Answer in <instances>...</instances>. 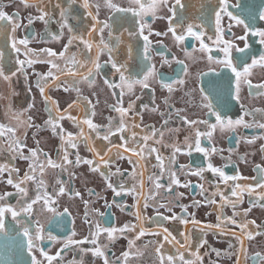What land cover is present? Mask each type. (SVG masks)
<instances>
[{
	"label": "flooded vegetation",
	"instance_id": "1",
	"mask_svg": "<svg viewBox=\"0 0 264 264\" xmlns=\"http://www.w3.org/2000/svg\"><path fill=\"white\" fill-rule=\"evenodd\" d=\"M108 2L138 10L131 0H88V9L82 7L84 0H0V9L15 16L19 25L0 21V69L9 77H0V196L4 197L0 208L19 213L15 219L11 212L4 214L0 264H33L34 258L37 264H49L47 257L54 258L51 264H104V258L92 255L93 234L110 264H161V256L163 264H168V256L176 258L175 264H264L257 256L264 257V188L260 187L264 184V128L258 126L264 123V87H259L264 85V66L259 63L264 38L253 35L264 32L260 19L264 0H226L231 15L224 14L220 0H163L155 16L143 17L115 12ZM217 12H221L219 22ZM65 22L71 32L62 27ZM189 25L198 26L193 31L204 35L193 38ZM180 35L183 41L176 39ZM72 36L91 43V49L80 39L69 44ZM20 40L28 41L26 48ZM14 41L19 51L12 47ZM227 45H231L228 58L241 73L239 81L224 63ZM44 50L65 52V56L52 57ZM73 57L85 67L72 63ZM28 60L34 62L29 65ZM92 61L101 67L94 68ZM113 63L123 66L125 82ZM87 68L93 69L92 84L83 79ZM149 68L153 75L146 81L148 87L133 84L129 91L127 80H143ZM245 68L249 74H244ZM70 70L78 75H69ZM49 71L56 79L47 75ZM41 77L48 81L44 95L49 103L40 92L45 85ZM73 84L79 93L72 90ZM73 101L77 103L69 108ZM208 105L225 121L243 123L234 130L219 125L212 129L210 125L217 122ZM117 107L127 110L124 132H116L122 119ZM50 117L59 120L63 140L46 123ZM182 118L208 124L186 125ZM86 119L97 128H89ZM109 128L115 134L105 140ZM154 130L156 135L139 155L143 137ZM197 130L205 133L200 146L207 155L195 150ZM13 139L21 147L10 149ZM152 147L157 151L150 152ZM49 158L63 167L47 166ZM85 160L92 161V166ZM209 163L225 176L241 179L225 181L208 168ZM38 165H44L42 173ZM200 170V175L192 174ZM25 173L35 179L25 181L22 187L27 194L22 195L8 180L18 183ZM172 173L178 185L171 184ZM109 183L121 194L115 195ZM156 183L164 187L156 189ZM237 184L244 190L237 189L238 195L233 196ZM60 187L65 189L62 194ZM38 195L41 199L26 214L23 209ZM173 215L177 219H171ZM97 225L116 231L109 238ZM126 225L130 230L120 231ZM37 229L39 240L35 239ZM165 229L171 234L167 240ZM141 230L145 235L137 239ZM86 238L84 244L68 243ZM81 248L89 251L81 252ZM125 252L127 258L122 255Z\"/></svg>",
	"mask_w": 264,
	"mask_h": 264
},
{
	"label": "snow or ice",
	"instance_id": "2",
	"mask_svg": "<svg viewBox=\"0 0 264 264\" xmlns=\"http://www.w3.org/2000/svg\"><path fill=\"white\" fill-rule=\"evenodd\" d=\"M75 2H76V0H70V3H75ZM131 2L133 4H135V5L138 6V10L136 8H128V9L120 8L117 5L112 4L111 2H108L107 3V7L110 8L111 10L115 11V12H125V13H127V12L130 11L133 16L143 17V16L149 15V14L155 16V12H156L157 8L159 7V4L162 3L163 0H143V2H142V0H131ZM177 3H179V0H177ZM220 5H221V8H222V11L224 12V14L231 15V13H228L227 12L228 5L226 3V0H220ZM82 7H84L85 9H88L90 7V5L88 4V0H84V3L82 4ZM61 16H62V18L65 16V12L64 11L61 12ZM220 16H221V12H217L216 13L217 22H219ZM40 19L43 20L44 19V16L42 15L40 17ZM260 19L264 20V12H261L260 13ZM0 21H7L8 23L15 25V27H18L19 26L18 24H16L15 16H9V15H7L2 9H0ZM241 22L242 21L237 20V23H241ZM15 27H13V29H12L13 31H15ZM62 27H69V31L70 32L72 31L71 27L66 22L62 25ZM93 27H94V30L97 29V25H94ZM104 27H107V25L105 24ZM142 27H143V25H142ZM194 27H198V26L189 25V27H188V34L190 36H192L193 38L199 40L204 35V33H203V31H193V28ZM98 30L99 31H102L103 29L102 28H99ZM169 30L171 31L172 29L170 28ZM218 31H219V29H218ZM257 34L260 37L264 38V32H260V33H255L254 32L253 33V35H257ZM158 35H159V33H158ZM174 35H175V33H174ZM53 39H57V37L53 36ZM75 39H80L81 42L85 43V47L86 48L91 49V47H92L91 43L86 42V41H83V38L82 37L72 36V38L69 40V44H71L72 43V40H75ZM176 39L179 40V41H183L184 40V36L183 35L176 36ZM144 40L147 41V36L144 37ZM16 43L17 42L14 41L13 44H12V47L16 51H19V49L16 48ZM18 43L24 45L25 48H26L27 47V44H28V41L27 40H20V41H18ZM261 43H264V39L261 40ZM101 44H103V41H101ZM104 47H107V45L105 44ZM204 47H205V45L203 43H201V48L203 49ZM230 47H231V45H227L226 47L223 48V51L225 53V57L227 58L224 61V63L226 65V67L232 69L233 74L237 77V80L239 81V79L241 77V73L238 72L236 70V68H234L232 66V61H231L230 58H228L229 55H230L229 54V48ZM245 47H247V44L245 45ZM67 48H68V45H65V51H67ZM145 50L147 51V47H146ZM29 51H31V50H29ZM44 51H47V55L52 56V57H55L57 55H59L60 57H64L65 56V52H60L59 54H57L56 52H53L51 50H44ZM237 51H243V50L242 49H237ZM145 59H148V57L145 56ZM33 62L34 61H32V60H28L27 61V63L29 65H31ZM240 62L241 63H244L245 61L242 60ZM18 63L23 64L24 62L20 61ZM49 63H51V62H49ZM72 63L78 65L79 67H85V63L84 62H81V61H77L75 59V57L72 58ZM91 63L93 65V67L96 68V69H99L101 67L99 65V63H97L95 61H92ZM256 63H257V61L256 60H253V65H255ZM259 63L261 64V66H264V55H261V57L259 59ZM51 67L52 68H58L59 66L56 65V64H51ZM112 67L117 72H121V67H123V66H119L118 67L117 64L113 63ZM18 70L19 71H22V69H18ZM244 74H249V69L248 68H245L244 69ZM12 75H15V73H12ZM47 75L48 76H52L53 79H56V77L53 76V74H52L51 71H49V73ZM69 75L76 76V75H78V73L75 70H70L69 71ZM151 75H153V69L152 68H149L148 71H147V73L144 75V79L143 80H135V81H133L131 79H128L127 82H126V84H125V86L128 88L129 91L131 90V87H132L133 84H140L142 87L147 88L148 87V83L146 81L148 80L149 76H151ZM92 76H93V69L92 68H87V75L86 76H83V79L85 81H87L89 84H92V83H94V80L93 79H90V77H92ZM0 77H3L4 79H9L8 76H5V74H4V72H3L2 69H0ZM41 79H44L45 80V85L40 86V92H41V95L44 96L45 102L46 103H49L50 102L49 98L44 95L45 86L47 85V82L48 81H47V79L45 77H41ZM120 79H121L122 82H125V80H126L123 72H121ZM245 82L246 83H249L248 81H245ZM105 83H108V82L105 81ZM180 83H182V81ZM249 86L251 87V84L250 83H249ZM167 87H169V91H171V87L170 86H167ZM259 87H264V85H260ZM65 90L67 91L68 89H65ZM72 90L73 91H76L77 93H79V89L75 87V84H73ZM78 99H79V97H78ZM51 103H54V102H51ZM76 103H77V101H73V104H70L69 105V108L73 107V105L76 104ZM131 107H132V105L130 104L129 105V108H131ZM49 111H51V109H49ZM67 111L68 110L65 109V112H67ZM115 111L119 112L121 114V117H122L121 122H120V125L116 129V132H124L126 126H125V122H124L123 117L126 115L127 110L117 107V108H115ZM208 111H209V113L211 115H213V116L216 117V122L217 123L216 124H213V125H210V127L212 129H215L217 127V125H219L221 127V129L228 128L230 130H234V128H235L236 125H240L241 123H243L242 120H236V121L227 120V121H225L220 113H218L217 111H215V110L212 109L211 105H208ZM93 115H94V113H93ZM69 118L71 119V117H69ZM59 119H64V115H60L59 116ZM182 119H183V123L186 124V125H195L197 123H203L205 125L208 124V121L207 120L196 121V120H188L187 118H182ZM27 123L30 124V121H28ZM46 123L49 124V125H52L53 126L54 133L55 134H60L61 135V139L62 140L64 139V136L62 135L63 129L60 128V126H59V120L58 119H54V118H51L50 117V119ZM84 123L87 124L88 127L91 128V129H93V130H95L97 128V125H95L94 123H92V120L91 119H86L84 121ZM244 126L245 127H249L250 125L245 124ZM258 126L261 127V128H264V123L259 124ZM57 128H60V131L58 133L56 132V129ZM7 131L8 132H12L14 134V129H12V128H8ZM2 134L3 133H0V135H2ZM114 134L115 133L112 131V129L109 128L108 132L103 136V139L108 140L109 139V136L110 135H114ZM133 135H135V133H133ZM155 135H156V131L154 130L151 136H147L146 135V136L143 137V140H144L145 143H144L143 146H141V152L138 153L139 155H142L143 154L144 147H147V141L149 139H152ZM159 135L162 137L163 136V132H160ZM202 135H205V133H201L199 130L196 131V133H195V136H196V139H195V150L198 151V152L205 153L207 155L206 150L200 146V137ZM207 135L210 137L211 136V132H208ZM68 138H69V141H71V140L74 139L70 133L68 134ZM156 142L159 143L158 140ZM13 146H15L16 148L21 147L19 141L18 140H15V139H13L11 141V143L9 145L10 149H12ZM71 146L72 147H75L76 145H75V143H72ZM191 147H192V145L189 144V148H191ZM129 150L130 149H127V148L125 149V151H129ZM131 150L132 151H135V149H131ZM156 151H157L156 148H154V147L150 148V152H156ZM175 151L178 152V151H180V149L179 148H176ZM212 151H215V149H212ZM118 155H119V153H118ZM31 156L32 157H36L37 156V152L36 151H32L31 152ZM22 158L28 159L29 157L25 156V157H22ZM158 159H159V157H158ZM64 161L65 162H68L66 155L64 157ZM80 162L81 161H80V159L78 157L76 163L79 164ZM46 163H47V166L53 167V168H55V167H63L62 164H57L54 161H52L50 158L46 161ZM83 163H86V164H88L91 167L93 162L90 161V160H85V161H83ZM104 163L107 164L108 161L105 160ZM38 166H39L40 171L42 173L43 170H44V165H38ZM29 167L31 169L33 166L30 164ZM208 168L213 173H219L220 177L223 180H225V181H229V180H233L234 181V180L241 179V177L238 176V175L237 176H225L224 173L220 169L214 168L211 165V163H209ZM2 170L3 169H0V171H2ZM96 170H97L96 168H93V171H96ZM162 171H163V169H162ZM202 171L203 170H200V171H197V172H193L192 174L193 175H200ZM261 171L264 172V169H262ZM34 179H35V176L34 175H30L29 173H25L24 178L22 180H20L18 183L13 184L12 179H9L8 180V183L9 184H12L13 187H15L17 189L18 193H20L22 195H26L27 194L26 193V189L24 187H22V185L25 183V181H27V180H34ZM154 179L159 180V177H156ZM40 184H43V181L42 180L40 181ZM171 184H176V185L179 184V181L176 179L175 173H172L171 174ZM108 187L113 190V192L115 193V195H120L121 194L119 191H117L113 187V185L111 183L108 184ZM122 187H123V185H121V188ZM155 187H156V189H160V188H163L164 185H162L160 183H156L155 184ZM260 187L264 188V184H261ZM237 189H240L241 191L244 190L241 187V185L237 184L233 188V191H232V195L233 196H237L238 195ZM64 191H65V189L63 187H60L59 193L62 194V193H64ZM167 191L170 192L171 191V188L169 187L167 189ZM249 194H251V192ZM6 195H8V194H6ZM77 195H79V193H77ZM262 198H264V197H262ZM3 199H4V197L3 196H0V200H3ZM40 199H41V196L38 195L35 199H33L31 201L30 204L27 205V207H25L23 209V211L26 214L27 213H30L31 212V209H32V205L35 204V203H37V201L40 200ZM222 199H223V197H222ZM145 207H147V204L145 205ZM160 207H165V205L161 204ZM233 207H235V205H233ZM5 212H11V215H12L13 219H15L17 217V215L19 214L17 211L12 210V208H10V207L9 208H0V230H2L3 227H4V214H5ZM233 215L235 216L236 213L234 212ZM138 219H142L139 216V214H138ZM163 219H169V217H163ZM171 219H177V217L175 215H173L171 217ZM231 222L234 223L235 221L232 220ZM181 223H187V221L181 220ZM97 229H98V231L108 232L109 233V238H111L112 232L116 231L115 229H102L101 230L99 228V225H97ZM125 230H130V226H127L126 225L124 229H120V231H125ZM164 231H165V233H167V229H165ZM39 232H40V230L37 229V234L35 236V239H37V240L40 239ZM24 235L26 237L28 236V229L27 228L24 229ZM143 235H145V232L143 230H141L140 233H139V235L137 236V239L139 238V236H143ZM170 235H171L170 233H167V235H165V239L167 240ZM49 239H55V238L54 237H49ZM85 242H87V238L85 240H81V241H71L70 240L68 243L84 244ZM90 242L95 246L94 249L91 250L92 251V255L93 256H96V257L104 258V264H110V261H108V259L106 258L104 251L97 244L96 234H93V237H92V239H91ZM131 243L132 242H130V244ZM32 247H33L32 238L29 237V249H31ZM80 251L81 252H87L89 250L88 249L81 248ZM156 251H157L158 254H160V249L159 248H157ZM57 255H59V253H57ZM122 255L125 258H127L129 256V253L128 252H125ZM257 256H258V258L262 262H264V257H259V254H257ZM47 259L49 260V264H51V261L54 258L53 257H47ZM175 259L176 258H174L172 256H168V264H175ZM179 259L183 262L184 261L183 255H181L179 257ZM33 264H37L35 258L33 259ZM81 264H83V262H81ZM161 264H163V257L162 256H161ZM185 264H192V262L191 261H187V262H185Z\"/></svg>",
	"mask_w": 264,
	"mask_h": 264
}]
</instances>
